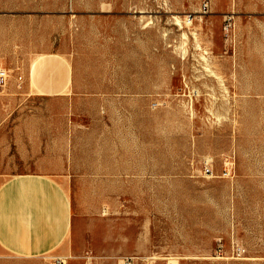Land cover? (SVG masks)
Returning <instances> with one entry per match:
<instances>
[{
    "label": "rangeland",
    "instance_id": "obj_1",
    "mask_svg": "<svg viewBox=\"0 0 264 264\" xmlns=\"http://www.w3.org/2000/svg\"><path fill=\"white\" fill-rule=\"evenodd\" d=\"M0 68V171L74 207L0 264H264V0H0Z\"/></svg>",
    "mask_w": 264,
    "mask_h": 264
},
{
    "label": "crops",
    "instance_id": "obj_2",
    "mask_svg": "<svg viewBox=\"0 0 264 264\" xmlns=\"http://www.w3.org/2000/svg\"><path fill=\"white\" fill-rule=\"evenodd\" d=\"M0 171V254L37 258L69 250L74 207L54 175Z\"/></svg>",
    "mask_w": 264,
    "mask_h": 264
},
{
    "label": "built area",
    "instance_id": "obj_3",
    "mask_svg": "<svg viewBox=\"0 0 264 264\" xmlns=\"http://www.w3.org/2000/svg\"><path fill=\"white\" fill-rule=\"evenodd\" d=\"M192 21H193V17L189 16L188 20H187V24H191ZM9 76H10V73H9V71L7 69L0 68V85L2 83H4ZM18 79L22 80V77H19ZM205 173L209 174L210 173V169H206ZM53 259H54L55 264H67V258L66 257H55ZM86 259L91 261V260H93V257L91 255H88L86 257ZM133 261H134L133 257H126L125 261H124V264H133ZM90 264H92V263H90Z\"/></svg>",
    "mask_w": 264,
    "mask_h": 264
},
{
    "label": "bare ground",
    "instance_id": "obj_4",
    "mask_svg": "<svg viewBox=\"0 0 264 264\" xmlns=\"http://www.w3.org/2000/svg\"><path fill=\"white\" fill-rule=\"evenodd\" d=\"M176 20V19H175ZM178 22H180L179 20H178ZM182 23V22H181ZM192 34V33H191ZM194 34V36H196V33H193ZM184 38H186L187 39V35L184 33ZM183 38V37H182ZM197 38V37H196ZM185 41V40H184ZM194 42H195V40H194ZM181 45V44H180ZM184 47V46H183ZM182 53V52H181ZM207 62H208V60H207ZM210 65V64H209ZM215 74V73H214ZM222 84H223V82H222ZM186 107V106H185Z\"/></svg>",
    "mask_w": 264,
    "mask_h": 264
}]
</instances>
